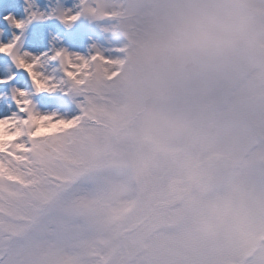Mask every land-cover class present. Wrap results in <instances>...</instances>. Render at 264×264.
<instances>
[{"label":"rangeland","instance_id":"obj_1","mask_svg":"<svg viewBox=\"0 0 264 264\" xmlns=\"http://www.w3.org/2000/svg\"><path fill=\"white\" fill-rule=\"evenodd\" d=\"M34 5L55 20L46 50L71 64L42 60L55 88L43 100L26 77L0 87L5 115L23 86L54 117L27 129L50 133L18 141L29 151L0 153L24 181L0 169V255L40 218L47 264H264V0L4 4L26 35Z\"/></svg>","mask_w":264,"mask_h":264},{"label":"snow or ice","instance_id":"obj_2","mask_svg":"<svg viewBox=\"0 0 264 264\" xmlns=\"http://www.w3.org/2000/svg\"><path fill=\"white\" fill-rule=\"evenodd\" d=\"M4 4H8L10 9L15 7L16 0H0V29L9 26L14 27L15 32L11 35L4 34L0 36V58L10 59L16 66V72L6 75L7 69L4 63L0 62V87L11 85L14 81H17L18 77H26L33 85L34 94L40 95L42 100L46 99L47 97L42 94L53 92L55 88L51 86L53 78L45 76L43 72L38 71L42 60L49 59L53 62H59L60 59H65L68 64H71V58L66 56L64 51L57 49L46 50L47 34L48 31L56 26L55 20L50 16L43 17L40 20L36 19L37 10L40 6L34 5L31 9L26 10L25 15L27 17L30 11L31 23L38 26L26 35L24 20L9 11V9H4ZM47 7L45 5V9ZM45 19H52V23H44L43 20ZM76 19V16H65L62 22L71 23ZM10 21H14V23L10 24ZM25 39H27V46L23 47L22 42ZM68 40L75 46L80 43L81 36L73 33L69 35ZM27 48H31L32 52L28 53ZM36 53L40 55L37 56L35 55ZM29 56L32 58H27ZM68 74L70 75V73ZM14 102L17 105V114L5 115L0 112V153L10 152L12 146H15L18 151H29L30 149L24 144L18 143V141L25 136L31 140H36L52 131V129L44 128L39 131L27 130L33 125L54 119L52 115L39 113L33 108L34 101L28 89L20 86L14 96ZM11 155L15 156L16 153L12 152ZM0 169L5 171L9 180L24 183L19 176L8 172L4 168L2 161H0ZM40 223V218H37L33 227L7 239L3 255H0V264H47L53 250L45 240H42L39 245L33 243L34 237L32 234L35 231V226ZM39 235H44V233L41 232ZM60 246L67 250L70 246L69 241L61 237Z\"/></svg>","mask_w":264,"mask_h":264},{"label":"water","instance_id":"obj_3","mask_svg":"<svg viewBox=\"0 0 264 264\" xmlns=\"http://www.w3.org/2000/svg\"><path fill=\"white\" fill-rule=\"evenodd\" d=\"M249 9L252 10L254 13H256V10H255V9H252V8H249ZM245 31H246V33L248 34V36L251 38V36H250V34L248 33V31H247V30H245ZM253 43L256 44V46H257V48H258V50H259L260 56L262 57L263 46L257 44V43L254 42V41H253ZM246 117L249 119L248 116H246ZM127 231H128V230H127Z\"/></svg>","mask_w":264,"mask_h":264}]
</instances>
